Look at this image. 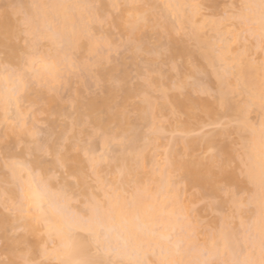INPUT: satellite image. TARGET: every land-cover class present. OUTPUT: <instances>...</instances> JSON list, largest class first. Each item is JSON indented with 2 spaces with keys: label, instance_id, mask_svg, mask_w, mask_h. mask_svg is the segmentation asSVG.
I'll return each instance as SVG.
<instances>
[{
  "label": "bare ground",
  "instance_id": "obj_1",
  "mask_svg": "<svg viewBox=\"0 0 264 264\" xmlns=\"http://www.w3.org/2000/svg\"><path fill=\"white\" fill-rule=\"evenodd\" d=\"M45 1L0 0V5H2V7L0 6V61H2V65H5L4 67H8H6L7 70H2L0 73L4 72L3 74L6 75L7 73L8 75L10 74L9 72H12V70L10 71V68L13 69L26 60V55L22 56V54L27 50L21 46L18 41L19 30L17 28L20 17H17V12L25 13L29 16L37 18L39 24L37 36H39L40 40L43 38L46 39L48 42L47 45L50 49L54 47L57 48L53 50V52L55 51L54 53L51 51L53 56H51L52 60L50 62H47V58H42L43 62H46L48 65L54 67H45L42 62V65L40 64V68H37L38 70L36 69L34 71L32 70L33 67L29 60L30 58H27L29 60L28 62L26 60L28 66L24 69L27 71L30 66L28 70L32 71L28 72L29 76L27 74L25 75L29 77L28 79H30V76H34L36 78L34 79L37 80V88L35 86L34 88L31 87L30 85L33 86L34 84L28 82L26 77L23 78V80L20 79L22 77L19 76L21 72L18 73L19 75L16 79L13 78V75V79L9 78L11 74L14 73L13 72L10 76L3 75L5 80H3L4 77L2 76V80L0 81V85L3 81L2 86H0V88L2 87L0 90L3 89V92H0V123L3 120L5 123L7 116L11 118V116H9V114L11 115L10 111L13 112L14 110H16V112L14 111V119L16 117L18 120V124L16 121L13 122V124H17L14 127H10L13 126V124L9 126L5 123L8 126L6 128V125L3 123L5 131L3 129V132L0 133V154L4 153V155H8V157L5 155L6 158L11 156L12 158L16 157L19 159L17 161L14 159L12 161L11 159L12 163H6L4 168L7 173L4 174V172L0 175V240L3 247L2 252L4 253L7 261L5 264H33V261H35L38 256L49 255L57 261V264H60L61 260L95 261L96 264H111L112 262L110 263L108 259H111V261L114 262L125 259L124 262H127L128 254H131L139 246H142L140 255L146 263L149 260H147L146 255V251L150 250L149 248H151V253L148 254L152 255V257L155 256V252L158 251L157 253L159 255L156 254L155 256L156 258L158 256V258L156 259L153 257L157 260L156 264H160V261L163 259L176 261L177 264H181V262L182 264H190V262L196 260L202 261V258H200L199 255L200 249L199 247H195L196 240L190 238V235L187 236V232L191 230H194V233L198 232L197 230H199V228L196 229V226H198L199 223L196 224V226L193 225V223L191 229L189 228L190 226L186 227L188 224L185 225L180 223L181 221L178 222L179 219L177 220L176 217V215H183L184 212H186L185 206L184 208H174L172 205L169 211L165 209L168 211V214H166V211L163 210V206H165V199L159 200L158 202L157 198L155 199V196H157L158 193L162 198L163 196H169V193H166L167 189H164V178L162 180L161 177L166 175L168 171L169 173L167 174H169L170 177L172 176L170 172H174L175 175L178 172L176 178L179 175L177 179L179 182H183L185 186L183 189H188V191L192 190L191 192L194 191V193L190 192L187 197L190 202H186L187 200L185 201V204L188 203L186 204L187 211L194 209L197 215H199L198 212H208V210L209 212L212 210L210 213L214 212V210L219 212V207L220 209H223L230 206V209L233 208L234 211L237 210L235 211L237 212L235 213L236 215L238 214L241 216L240 210L242 208V213L245 209H247V212L250 209L246 207L248 204L251 206L253 205L251 207L253 210L251 212L250 209V216H247L246 219H248V217L255 218L258 215L259 203L261 200L258 180L254 185L245 182L241 186L244 190L241 194L239 193L240 196H242L245 190L249 191L251 188L254 190H250V196L252 195L253 197L251 196V200L248 199L250 196L247 197L246 200L249 201L245 204V208L240 207L239 209L237 206V208L235 206L232 207V204L228 199L229 197L220 191L212 176V165L214 160L224 154H230L238 159L239 154H235L234 143L230 139V133H234L238 137L242 136V140L239 138L242 141V143L240 142L242 147L241 152L249 140L255 139L257 142L259 141V125H256L257 128H255V136L253 137L251 130L245 131L242 127H240V122L247 119V116L249 117L248 114L253 112H261L262 116H260V119H264V111H262L260 107V97L261 94L264 93V67L261 66L264 64V59L262 60V64H254L249 60L243 61V58H240L241 54H238L235 58L231 56L233 59L229 57L232 61H229V58H227L229 62H226L225 57L230 56L228 53L232 50H230V45L234 42L236 37L233 38L232 42L230 41V44L229 42H225L227 41L225 38H222L221 40H225L224 42L227 43V45L223 48V50H221L217 45L218 47L215 48V52H218L219 54L217 53L218 55H215L213 50H215L214 47H216V44L214 42L216 41L211 42L206 40V38H201L200 32L197 36L194 34L195 36L192 38V34H189L193 33L195 30H197L198 33L199 27L191 30L193 25L191 23V18H183V13L180 18H183L184 20L181 21V19H178L180 20V27L183 26V21L184 25L186 23L189 24V21H191L190 24L192 25H185L188 30L190 29V33L186 34L184 32L183 37H185V39L180 38L182 37V33H179L181 34L180 37L178 36V33H176L177 30H181L177 29L179 27V24L176 26L177 22L175 25L170 24L167 26V21L163 24L162 21L164 20H161L162 18L160 19L159 16L156 17V14H154V12L158 13L159 11L161 15L166 16L164 12L162 13L161 11L160 6L162 4L169 8L166 9V11H173V8L175 9L179 7L178 4L174 3V0H129L131 4L137 3L138 5L132 6L128 3L131 5L128 6L129 8L121 10V12L117 15L114 13L115 15L113 16H111V11L113 10V7L117 6L118 0H49V3H44ZM158 1H160L159 3L161 4L159 6H157ZM205 1H203V3H205ZM253 1L254 2L251 4V1L250 4L255 7L250 9L249 12L244 13L242 17L245 21H250L252 24L254 23L252 27L253 32L254 34L256 33V37L258 36L257 39L259 41V5L261 4V0ZM207 2L213 3V0H208L206 3ZM209 3L207 4L212 5ZM179 4H182L181 1ZM155 5L159 7L160 10L158 9V11H155V9L157 10ZM171 5L173 7H171ZM178 9L179 8H177L174 12L176 13ZM193 11L194 10H190V16L196 15L194 14L196 12ZM178 13L180 14V12H177V14ZM167 17L168 16L165 18L167 19ZM138 20L140 21L139 26L135 28L133 34V28L130 27V25H136ZM143 20H147V24H144L142 22ZM185 20H187V22ZM104 21L106 25H108L106 26L107 28H113L116 33L123 38L122 49H124V51L122 50V53H124L122 57L119 55V58L121 59H118L119 61L114 64H108L110 60L108 56L102 52V48H106L110 43V37L107 34V31L109 32V28L106 30L107 35L102 37V40H100V37L98 38V36H96L98 39L95 37L96 33L99 34L98 32L102 30L99 29L101 28V23ZM175 26L177 27L176 29H174ZM190 26L191 28H189ZM95 31L96 33H94ZM130 36L132 37L131 40ZM191 39H194V46ZM190 41L192 43L191 45ZM208 41L214 43L213 47ZM237 41L238 39H236V42ZM38 45H36V47H38ZM56 45L61 47L58 48ZM219 50L221 52H219ZM51 52L46 53L50 55ZM231 54L233 55L235 53L231 52ZM87 55L94 56L93 68L83 61L84 56ZM21 59L23 61H21ZM234 60L236 61L235 64ZM224 61L228 65L231 62L233 66H231V64L230 66L227 64V66L224 65ZM217 63L220 65L223 64V66L218 67ZM163 64L168 66L165 67V69L168 68L165 73L161 71V66ZM2 65L0 64V70ZM59 66H64L67 73L70 75H72L71 73L73 70L80 68L82 71L81 73L85 72L86 75L89 76V78H87L92 80L94 85L96 84L99 86V92L94 94H84V88L86 89L87 87L86 83L82 81V76L80 77L77 75L78 79L79 77L81 78V80L79 79V83L81 81L82 82L80 84L78 83L76 87L74 86L75 89L73 90L72 85L70 86L72 80L71 78V80L69 78H65L66 80L64 79L62 81L60 87L62 88L63 86L64 90H67L68 88L70 93L67 100L62 99L60 94L61 88L58 89L60 82L58 81L60 78L59 74H62V72H59ZM143 66L146 69L145 73H141ZM130 67L134 68V71L137 72L136 74H144L145 83H139L141 80L137 81L138 83L135 82L138 78L132 82L134 85L129 83L130 81L128 80L131 78L129 76L130 70L128 69ZM216 67L219 69L221 68L222 70L220 69V71L219 69H216ZM57 69L58 72L56 71ZM50 72H55L56 78H51L49 76ZM40 77H44L46 81L43 87H41ZM24 79H27V82L24 81ZM210 80H212V82H210ZM189 81H196L208 91L211 90L210 87H212V84L214 85L215 81V97L210 95L214 99H210L211 97H209V95H201L198 89L189 85ZM4 82H8V85L6 83V85H4V87L7 86L6 90H4L3 87ZM208 82H210L211 85ZM73 84H75L74 81ZM83 84H85V86H83ZM181 84L185 85L183 91L179 90V86ZM50 89H54V91ZM157 89L161 90L162 99L153 103L149 97L152 92ZM213 90L214 89H212V91ZM21 101H23V104L30 105L32 108L35 107L36 110L34 109V113H32L33 115L35 114L36 116L37 112L39 115L45 116L44 122L46 120L45 123H47L48 126L46 125V136L44 138L40 137L43 138V140L40 141V139L36 140L34 138L35 134L38 132L35 131L37 129L34 128V132L30 130V128H33L31 126L34 124V121H32V123L31 120H29L31 123L27 122V124H31V126L28 125L26 128L24 127L25 123H21L20 118L22 119V117H24V115L21 116L20 113L23 105ZM11 106L15 109L13 110L12 108V110H10ZM251 109H253V111ZM24 111L25 109L23 108L22 114H25ZM157 114H166V116H168L167 120L170 118L172 122L169 124H173L175 131H178V133L180 132L181 134L183 133L185 138L188 134L195 132L194 130H197V127H203L204 122L211 123V125H217L221 120H224L221 119L223 117L226 118V121H229L227 118H234L233 120L231 119L234 121L231 123L236 125L233 124L235 127L232 126L230 120L229 122H224L227 123V130L225 127V129L222 128L223 130L215 133L212 132L203 136L201 135V138H196L194 136L195 139L193 136V138L190 136L186 139H182V137H184L182 136L178 139L181 141V144L177 142L178 140H175L174 143L177 146L180 144V146H178L179 148L176 147L175 144L174 148V145L172 148L170 147L171 150H169L170 152L167 155V163L166 161L164 162V164H167L168 167L163 166L164 169L162 167L161 169L156 170L157 172L155 171L156 174L153 178L155 179V176L157 177L161 174H159L160 170L161 172H164V170L168 171H165L166 173L164 172V174L162 173L163 175L161 174L159 178H156L158 185L155 183L156 181H154V179L151 180L152 177L151 179H148L151 180L150 183L153 181L152 183L155 184V187L157 185L156 194L154 192V186L153 192L149 190L151 188L141 186L142 181L139 177L140 174L143 176L145 166H143V168L142 166L140 167L136 164L139 161L142 162V159L144 162L146 157H149L148 159L150 160V154L147 152L145 153V149H148L149 147L145 148V144L144 146L139 145H143L141 140H144L145 138L147 139L148 137H151L152 139V136L148 135L149 133L147 134L146 132L148 137L143 133L144 130L146 131L145 128H147L146 122L153 120ZM35 116H32V118ZM36 118L38 117H35L34 120ZM11 119L13 120V118ZM144 122L146 126L144 128L143 126L145 124H143L142 127L144 129H142L141 124ZM228 124L232 126V129H229L231 127H228ZM206 125L208 124H205L204 126ZM88 127H92L95 130L93 134L91 133L94 135L93 137H95V139H92V143L94 144L93 141L97 140L96 142L103 147L102 149H104L106 157L109 155V153L107 154L106 152H109L111 149L109 147L112 141H117L116 144H118V146L121 145L119 146L120 150L118 148L116 149L119 154L117 155V151L112 149L116 156L113 155L111 160L108 156L110 161L107 160L105 155H103V158L101 159L99 157L101 154L98 155L99 158L97 159L92 158L94 157V150H92V146L85 147V144L82 145L83 143L79 140L80 135ZM140 128L142 129V132L138 133V131H141L139 130ZM148 129L149 131H154V126L148 125ZM153 131L151 132L152 134L156 131V129L154 132ZM163 131L165 132V130ZM44 132L46 133V131ZM67 133H70V136H68ZM138 134H140V136L143 135L144 137L142 138L144 139L137 137L139 136ZM156 136L158 135L156 134ZM63 139H66L68 142L64 144L62 148V144L60 146V142ZM136 140H138L139 143L140 141L142 143L138 145V143L136 144ZM148 140H150V138H148ZM118 142H121V144ZM154 142L155 141L151 144L150 140V143L148 144L154 146ZM20 144L22 145L20 146ZM11 146L13 147L11 148ZM14 146H19L21 148L19 149V152H16L18 151L16 150V147V151H13ZM136 146H139V148ZM157 146L158 145L155 147ZM137 149H139L138 152H140L139 157L137 156ZM143 149L145 151H143ZM81 151H83V153L87 152L90 154L89 156L86 153V155L89 156L87 161L82 158L83 155L81 156ZM112 151L111 153L113 154L114 152ZM135 151L136 153H134ZM200 151L204 153L212 152V154L205 156V154ZM147 154L148 156H146ZM48 155L51 159L49 162H45V156ZM135 155L137 157L136 161L134 157ZM14 161L17 163H14ZM94 161L95 165L93 163ZM18 165H23V167ZM59 170H64L67 175L72 178V181L62 179L60 182V184L63 183L60 185L62 187L57 189L55 188V186H57V181L55 180L56 178L53 176V173ZM88 170L99 178L98 184H100V188L102 186V188H104L106 185L107 179L105 180V174L108 173L109 176H111V179L109 177L110 180L108 184L112 189V196L110 195L112 199L109 197L113 204V211L111 215H107L104 210H101L98 217L93 213V207L98 201L96 200L94 202L96 196L92 199L93 192L90 191L91 189L88 188V185L86 184V173ZM170 177L167 176L168 181L165 182L166 184H170ZM134 179L140 182V184L138 183L140 186H136L137 188L135 192L138 193L134 205L136 209H139L140 218L135 222H131L134 215L133 209L128 207L123 196L120 197L119 203H117L113 189L118 184L120 185L122 191H129L128 189L131 188L130 186H133V183L134 185L136 184ZM248 188L250 189L247 190ZM179 191L180 190H178V192ZM171 192L174 194V189ZM171 192L170 194H172ZM146 194H149L150 199H152L150 200ZM173 194L169 199L173 198V203L175 201V203H177V200L174 199L177 196ZM77 197H84L87 199L86 201L90 203L89 207L79 209L72 205L73 203L71 204V200H74L72 198ZM9 198H13V200L18 198L20 201L19 206L17 207V215L14 218H10V216L3 212V208L5 207L4 205H6V201H8ZM146 198L148 199L146 200ZM169 199H167V201ZM246 200H242V203H246ZM180 202L178 203L179 205ZM200 203V209H195L197 205L192 207L195 204ZM149 206H153L154 211L145 215L144 210ZM29 209L31 214H25V211ZM162 211H165L163 215H166L165 217L161 215L160 218V215L158 216V214ZM230 212H232V210ZM232 214L233 212L226 214V218L222 217L224 221L220 218L215 221H219V224L222 221V225L220 224L221 227L218 228L221 229L220 232L217 229L218 234L214 233V230L211 231L214 234L207 232V234L209 233V238L207 235V240L205 239V241H209L207 243L204 241L203 246L205 250L208 251L206 253L207 256L209 255L210 259L217 258L218 260H216L219 261L221 257L223 258L225 253L230 255L232 258H234V255H237L239 258H243L242 255H240V249L245 246L243 243L246 241V236L244 240H240L242 243L240 244L239 242V247H237L238 240L235 235L237 234L236 232L238 228L236 232H233L235 230L232 229V231L227 225L229 224L228 220L232 219L230 216ZM245 214L247 215V213ZM125 219L129 220L131 223L126 225L124 223ZM225 219L227 221H225ZM241 221H244V219L242 218ZM156 223H161V226H159L160 228L156 225ZM239 223L241 225V222ZM155 225L157 226L155 227L157 229L153 228ZM225 226H227L226 228L228 230H226ZM20 227L23 231L19 234H15V230ZM180 227H183L186 230V234H178V236H176V238H178H175L174 243L172 240V245H168V241L166 240H169L172 232L181 229ZM239 227L241 228V226ZM41 230H43L45 234L43 238L40 237ZM129 231L135 234V239L132 244L129 245L126 254L124 241L128 238ZM82 232L83 234L84 232L85 234L87 233V235H83ZM68 233L74 234V247L70 254H67V250L64 247V237ZM48 240H51L55 244V248L50 254L45 253L43 247H41V244ZM181 243L184 244L183 247H180L179 244ZM145 245L146 249L148 247L147 250L144 248ZM94 247H97V249L101 248V252L99 250L97 255H93L91 252ZM112 248L116 251L111 250ZM110 250L111 252L114 251V253H110ZM178 251L179 253H175ZM176 254H179L180 257L176 256ZM110 255H112V258H110ZM227 256L224 261L231 259H229V257L227 259ZM154 259L152 260L154 261ZM204 260H207V257ZM230 262L231 260L229 263ZM150 263L151 262H149V264Z\"/></svg>",
  "mask_w": 264,
  "mask_h": 264
},
{
  "label": "rangeland",
  "instance_id": "obj_2",
  "mask_svg": "<svg viewBox=\"0 0 264 264\" xmlns=\"http://www.w3.org/2000/svg\"><path fill=\"white\" fill-rule=\"evenodd\" d=\"M43 1H45V0H43ZM49 0H46L44 3H49L48 2ZM181 1V3L182 4H179V2ZM174 0V3H176V4H178L179 5V7H177V8H179L178 10H177V12H180V14L178 13L177 14V12L175 13L174 11L177 9V8H173V11L171 10H167L166 11V9H169L168 7H166L164 4H160L159 2L160 1H158V5L157 6H159V5H161L160 6V8H161V11H162V13L164 12V14L166 15V16H168L167 17V19L165 18L166 16H163V15H161V13L158 11V9L160 10V8L159 7H157L156 5V7H157V10L155 9V11H158V13H156V12H154V14H156V17L157 16H159V18L161 19V20H164V21H162L163 22V24H164V22L165 21H167V26H169L170 24L172 25V24H176V22H177V24H176V26H178V24H179V27L177 28L176 26H175V28L174 29H181V30H177V32L176 33H178V36L180 37V35L181 34H179V33H182V37H180V38H184L185 39V37H183V35H184V32L186 33V34H189L190 32V29L188 30V28L185 26L186 24L189 26V24H190V22L193 24H190V25H192V29L191 30H193V29H197L196 27H199L198 28V33H197V30H195L193 33H190L189 35H191L192 34V38L196 35H198L199 34V32H200V35H201V38H206V40H209V41H211V42H214V41H216V42H214L216 45V47H214V49L215 48H217L218 46H219V48L221 49V50H223V48L227 45V43H225V42H229V44H230V41L232 42L233 41V38H235L236 37V39H238V41L236 42V39H234V42L230 45V52H228L229 54H230V56H227V57H225V61L226 62H229L230 60L232 61V57L231 56H233L234 58H235V56H237L238 54L240 55L241 54V56H240V58H243L242 60L243 61H250V62H253L254 64L256 63V64H262V60L264 59L263 57H264V50H261V45H260V41H258V36L256 37V33L254 34V32H253V24L250 22V21H245V19H243V17H242V15L244 14V13H247V12H249V9H242L241 7H240V5H244V4H250V2H251V4L254 2L253 0H213V3H209V2H207V3H209V4H212V5H208L207 3H206V1H208V0ZM202 1V2H201ZM203 1H205V3H203ZM211 1V0H210ZM118 2V4H117V6H115V7H113L111 10V16H113V15H117V14H119L120 12H121V10H123V9H125V8H129L128 6L131 4L130 2H129V0H118L117 1ZM248 2V3H247ZM128 3H130V4H128ZM136 3V2H135ZM161 3H162V1H161ZM185 3V4H184ZM132 6L133 5H138L137 3L136 4H134V3H132L131 4ZM130 5V6H131ZM175 5V4H174ZM1 7H2V5H0ZM47 7V6H46ZM171 7H173L172 5H171ZM182 7V8H181ZM154 9H153V11H154ZM164 9V10H163ZM171 9V8H170ZM182 9V10H181ZM185 10V11H184ZM190 10H194L193 12H196V13H194V14H196L195 16H190V14H191V12H190ZM174 13V14H172V13ZM115 13V14H114ZM184 15H183V14ZM181 14H182V16H183V18H191V21H189V24L188 23H186L185 25H184V21H183V26H181V27H183V28H181L180 27V20H178V19H181V21L182 20H184L183 18H180V17H182L181 16ZM186 14V15H185ZM178 15H180V16H178ZM188 15V16H187ZM193 15V14H192ZM22 19H23V17H20L19 18V21H18V32H19V36H18V41H19V43H20V45L21 46H23L24 47V40H23V38H22ZM188 20H190V19H188ZM186 22H187V20H185ZM105 23V21L103 22V23H101L102 25H100V29L99 30H101V31H99L98 33L99 34H97L96 33V31L94 32V33H96V35H95V37L96 36H98V38L100 39V40H102L103 38L102 37H104V36H106L107 34L109 35V37H110V43H109V45L106 47V48H102V52L104 53V54H106L107 56H108V58H109V63L108 64H114V63H117L119 60L118 59H121V58H119V55H121V57H122V55H123V53H122V50L124 51V49H122V43H123V38L122 37H120V35L118 34V33H116V31L113 29V28H111V27H108L109 28V32L107 31V34H106V30L108 29L106 26H108V25H106V23ZM169 23V24H168ZM98 25V26H99ZM193 26H194V28H193ZM165 27H166V24H165ZM164 27V28H165ZM172 27V26H171ZM189 28H191V26L189 27ZM218 30V31H217ZM111 31V32H110ZM187 31H188V33H187ZM217 31V32H216ZM219 31H220V33H219ZM104 33V34H103ZM100 34H102V35H100ZM185 34V35H186ZM195 34V35H194ZM235 35V36H234ZM38 37V39L40 40V38H39V36H37ZM188 37V36H187ZM190 37V38H191ZM97 38V37H96ZM97 38V39H98ZM189 38V37H188ZM201 38H200V40H201ZM222 38H225L227 41H225V40H221ZM37 39V42H36V45H38V47H37V60L38 61H42L43 59L42 58H44V59H46L47 60V62H50L51 60H52V58H51V56H53L52 54L55 52H53V50H55V49H57V48H49V46L47 45V41H46V39H42V40H38ZM198 39H199V37H198ZM187 40V39H186ZM192 40V42H193V46H194V44H195V42L193 41L194 39H191ZM208 41V42H209ZM225 41V42H224ZM39 42V43H38ZM205 42H207V41H205ZM211 42H209L210 44H212V47H213V45H214V43H211ZM38 43V44H37ZM120 43V44H119ZM220 43V44H219ZM192 43H191V41H190V45H191ZM218 45V46H217ZM57 47H58V45H56ZM229 46V45H228ZM61 47V46H60ZM60 47H58V48H60ZM118 47V48H117ZM165 47V46H164ZM25 48V47H24ZM218 48V49H219ZM27 50V49H26ZM212 50H213V48H212ZM28 51V50H27ZM27 51H24V55L22 54V56H25V59L27 60V62L30 60V62L32 63V67H33V69L32 70H36L37 68L39 69L40 68V66L42 65V62H33V59H31L30 57H28V55L25 53V52H27ZM44 51V52H43ZM53 53H52V52ZM111 51V52H110ZM114 52V54H113V52ZM214 52L216 51V49L215 50H213ZM43 52V53H42ZM46 52H48V53H50L51 52V54L49 55L48 53H46ZM108 52H109V54H108ZM219 52H221L220 50H219ZM231 52L233 53H235V54H231ZM46 53V54H45ZM218 53V52H217ZM216 52L214 53L215 55L217 54ZM243 53V54H242ZM245 53V54H244ZM43 54V55H42ZM45 54V55H44ZM219 54V53H218ZM217 54V55H218ZM46 55H48V56H46ZM113 55V56H112ZM229 57H231L232 59H230ZM29 60H28V59ZM111 58V59H110ZM117 58V59H116ZM227 58H229L228 60H227ZM238 58H239V56H238ZM22 59H23V57H22ZM21 59V61H23ZM94 56L93 55H87V56H84V59H83V61H85V63L86 64H88L91 68H93V62H94ZM116 59V60H115ZM237 59V58H236ZM235 59V60H236ZM26 60H24L20 65H22V66H17V67H14L13 69H11L10 67V71L12 70V72H9L10 74L11 73H13V74H11V76H10V74H8L7 75V73H6V75L7 76H10L9 78H11V79H13V78H18L17 76L19 75L18 73H20L21 72V74L19 75V76H22L20 79H22L23 80V78H29L28 76H29V73L28 72H31V71H29L28 69H29V67H28V69H27V71H26V69H24L25 67L27 68V62H26ZM234 60V64H235V61ZM86 61H88V62H86ZM225 61H224V63H225ZM264 61V60H263ZM2 61H0V64L2 65V63H1ZM223 63V62H222ZM26 64V65H25ZM41 64V65H40ZM218 65V67L220 66H223V64L222 65H220L219 63H217ZM227 63H225L224 65H226ZM230 64H231V62L229 63V65L228 66H230ZM226 65V66H227ZM5 65H2V67H1V70L0 71H5V70H7V68L6 67H4ZM167 66V65H166ZM164 64L161 66V71L163 72V73H165L167 70H168V68H166L165 69V67H166ZM231 66H233L232 64H231ZM4 67V68H3ZM168 67V66H167ZM218 67H216V69H219ZM225 67V66H224ZM223 67V68H224ZM3 68V69H2ZM16 68V69H15ZM131 68V67H130ZM128 69V70H130V72H129V76H130V80H128V81H130L129 83H131L132 85H134V83H132V82H134L135 81V79L136 78H138V79H136V81L135 82H137V81H140L139 83H141V82H143V83H145V77H144V74H136L137 72L136 71H134V68H131V69ZM22 69V70H21ZM24 69V70H23ZM31 69V68H30ZM37 69V70H38ZM62 69V70H61ZM221 69V68H220ZM219 69V70H220ZM64 70V71H63ZM222 70V69H221ZM220 70V71H221ZM25 71H26V73H25ZM66 71V69H65V67L64 66H59V72H62V74L60 73L59 75H60V78H59V80L58 81H60L59 82V87H58V89H60L61 87H60V85L62 84V81L66 78H71L70 80H71V83H70V86L72 85V90L73 89H75L74 88V86L76 87L77 85H78V83H79V79L81 80V78H82V81L83 82H85L86 83V89L84 88V90H85V93L84 94H94V93H98L99 92V86H97L96 84L94 85L92 82V80H89L88 78H89V76L88 75H86V73L85 72H83V73H81L82 71H81V69L80 68H77L76 70H73V72L71 73L72 75H70V74H68L67 73V71ZM75 71V72H74ZM7 72V71H6ZM23 72V73H22ZM146 72V69L144 68V66H143V68H142V71H141V73H145ZM4 72H1L0 73V78L3 76V75H5V74H3ZM78 73V74H77ZM131 73V74H130ZM133 73V74H132ZM25 74H27L28 76H26ZM32 74V73H31ZM30 74V75H31ZM68 74V75H67ZM85 74V75H84ZM5 75V76H6ZM12 75H13V78H12ZM25 75V76H24ZM32 75H34V74H32ZM69 76V77H66V76ZM77 75H79L80 77H79V79L77 78L78 76ZM137 77H136V76ZM139 75V76H138ZM15 76V77H14ZM24 76V77H23ZM4 77V76H3ZM75 77V78H74ZM85 77V78H84ZM88 77V78H87ZM139 77H140V79H139ZM32 78V79H31ZM35 77L34 76H30V79H28V82H30L31 84H34L33 86L32 85H30L31 87H33L34 88V86L36 87H38V85L36 84V81L37 80H35L34 79ZM19 79V80H20ZM27 79H24V81H26L27 82ZM65 79V80H66ZM75 79V80H74ZM2 80V78L0 79V81ZM3 80H5V77L3 78ZM29 80H31V81H29ZM16 81H18V80H16ZM35 81V82H34ZM73 81H74V83L75 84H73ZM78 81V82H77ZM81 81V82H82ZM127 81V82H128ZM15 82V81H14ZM80 82V83H81ZM210 82H212V80H210ZM210 82H208L210 85H211V83ZM2 83H3V81L1 82V85L0 86H2ZM6 82H4V84H3V87H4V85H6L5 84ZM79 83V84H80ZM138 83V82H137ZM137 83H135V84H137ZM130 84V85H131ZM8 85V84H7ZM209 85V86H210ZM216 83H215V81H214V85L212 84V87H210L211 88V90H210V92L212 91V89H214L211 93H213V95L212 96H214L215 95V93H214V91L216 90L215 88H216ZM83 86H85V84H83ZM214 86H215V88H214ZM6 87L7 86H5L4 87V90H6ZM36 87V88H37ZM2 88V87H1ZM0 88V89H1ZM62 88H63V86H62ZM61 88V98L62 99H65V100H67V98L69 97V91H68V88H67V90H64V88L62 89ZM3 90V89H2ZM2 90H0V92H3ZM69 90H71V89H69ZM71 90V91H72ZM60 91V90H59ZM63 92V93H62ZM65 92V93H64ZM67 92V93H66ZM216 92V91H215ZM59 94V95H60ZM63 95V96H62ZM65 95V96H64ZM67 96V97H66ZM64 97V98H63ZM209 97H211L210 95H209ZM215 97V96H214ZM60 98V99H61ZM150 98V100H151V102H158V101H160L161 99H162V92H161V90H155L154 92H152V94H151V96L149 97ZM210 99H214L213 97H211ZM237 100V99H236ZM238 100H239V98H238ZM64 101V100H63ZM22 102V104H23V101H21ZM24 103H27V102H24ZM20 106V105H19ZM28 106H30V105H27V104H23L22 105V109H21V116H23L24 115V117H22V119L20 118V121H21V123L22 124H24L25 123V128L26 127H28V125L29 126H31V124H27V122H30L29 120H31V122L32 121H34V124H32V126L31 127H33V128H30V130L32 131V132H34V130L35 129H37V130H35V131H38L36 134H35V136H34V138L36 139V140H39L40 139V141L41 140H43V138L46 136V134H47V128H46V125H47V123H45L46 122V120H45V122H44V117L45 116H43V115H39V113H37L36 111V116H35V114L33 115L32 113H34V109H35V107L34 108H32L31 106L30 107H28ZM12 108H13V106H11L10 107V110H12ZM23 108L25 109V111H24V113L25 114H22V111H23ZM29 108H31V109H29V111H28V109ZM15 108H13V110H14ZM254 109V108H253ZM253 109H251L252 111H253ZM20 110V109H19ZM36 110V109H35ZM15 112H16V110H14ZM12 112V111H10V113H11V115L9 114V116H11V118H13V120L11 119V118H9L8 116H7V120H6V124H8L9 126L10 125H12L13 124V122H15L16 121V123H17V119H16V117H15V119H14V116H15V112ZM259 111V110H258ZM251 112V111H250ZM259 113V114H258ZM14 114V115H13ZM39 115V116H38ZM249 115V117L247 116V119H250V121H251V123L253 124V125H259V123H260V121H261V119H260V116H262L261 115V112H253V113H249L248 114ZM32 116H35V117H38V118H36L35 120H34V118L35 117H33L32 118ZM170 116V115H169ZM6 118V117H5ZM25 120H24V119ZM167 118H168V116H166V114H157L154 118H153V120H151V121H149V122H146L147 123V128H145V126H146V124H145V122L144 123H140L141 124V128L142 129H146V131L144 130V135H146V132H147V134L150 136H152V139H153V137H154V139L152 140L151 139V137H148L147 135V137L148 138H150V140H151V144H153L152 142L153 141H155L154 142V146H152L151 144H148V143H150V140H148V138L146 139H144V138H142V137H144L142 134V136H140V134H138L139 136H137V137H141L142 139H144V140H141L140 141V143H142L143 145H139L140 143L138 142V140H136V144L138 143V145L139 146H144V144L146 145V146H144L145 148H148V149H143V151H145V153L147 152L148 154H150L149 156H150V160L148 159L149 157H144V155H143V157L145 158V161L143 162V159H142V162L141 161H139L138 162V160H137V166H145V170H146V172H145V170H144V173H143V176L140 174V177H139V179L142 181L141 182V186H144V187H149V188H151V189H149V190H151V192H153L154 190V192L156 193V189H157V185H158V183H157V181H156V178L158 177L159 178V176H161V174L163 173L164 174V172L165 171H168V170H164V172H161V170L159 171V174L160 175H158L157 177L155 176V179L153 178L154 177V175L156 174V170H158V169H161L163 166H167V164H164V162L168 159L167 158V155L169 154V150H171V148H172V146L175 144L174 142H175V140H178L179 138H181L182 136H184V137H182V139H186V138H188V137H190L191 136V138H193L194 136L196 137V138H201L203 135H206V134H208V133H212V132H217V131H220V130H223V129H225V127L227 126L226 124L227 123H224V122H229L232 118H227V120L229 119V121H226L225 119L226 118H221V119H224V120H221L217 125H211V123H208V122H204V124H203V127H201V128H198L197 127V130H194L195 132H192V134L190 133V134H188V136H186V138H185V135L182 133H178V131H175V129H174V127H173V124H169V123H172L171 122V120H170V118L167 120ZM234 119V118H233ZM232 119V120H233ZM230 121V123L231 122H234V121ZM30 122V123H31ZM236 122V121H235ZM2 123V124H1ZM1 123H0V133L1 132H3V129H4V131H5V126H4V120L3 121H1ZM4 123V124H3ZM16 123H14L13 124V126H10V127H14L15 125H17ZM33 123V122H32ZM36 123H37V125H36ZM154 123V124H153ZM221 123V124H220ZM229 123V124H230ZM5 124V125H6ZM143 124H145L144 126H143ZM153 124V125H152ZM205 124H208V125H206V126H204ZM210 124V125H209ZM228 124V125H229ZM232 124V126H234V125H236V124H234V123H231ZM234 124V125H233ZM148 125L149 126H154V131H155V129H156V131L154 132L153 130V132L155 133H151L152 131L150 130L149 131V129H148ZM157 125V126H156ZM48 126V125H47ZM144 128H143V127ZM159 126V127H158ZM232 126H228V127H231V128H229V129H232ZM8 126L6 125V128H7ZM37 127V128H36ZM140 127V126H139ZM138 127V128H139ZM156 127V128H155ZM235 127V126H234ZM35 128V129H34ZM139 129V130H141V131H138V133L139 132H142V129ZM223 128V129H222ZM257 128V127H256ZM153 129V128H152ZM165 130V132L163 131V130ZM29 130V129H28ZM161 130V131H160ZM226 130H227V127H226ZM44 131H46V133L44 132ZM94 129L92 128V127H88L87 129H85V131L80 135V139L79 140H81V142L83 143L82 145H84L85 144V147H88V146H92V150H94L93 151V156L94 157H92V158H101V156L99 155V154H103V155H105V157H106V154H105V151H104V149H102L103 147H101L100 145H99V143L98 142H96L97 140H95V141H93L94 142V144L92 143V139L94 138L95 139V137H93L94 135H92L93 133H94ZM40 132V133H39ZM45 133V135H44V133ZM159 132V133H158ZM233 132V131H232ZM92 133V134H91ZM43 134V135H42ZM68 134V136H70V133H67ZM66 134V135H67ZM156 134L158 135V136H156ZM39 135V136H38ZM153 135H155V136H153ZM160 135H161V137H160ZM202 135V136H201ZM230 135V139L233 141V143H234V149H235V154L237 155V153L239 154L240 152H241V145H240V142L242 143V136L241 137H238L236 134H234V133H230L229 134ZM193 136V137H192ZM201 136V137H200ZM40 137H43V138H40ZM67 137V136H66ZM159 139H158V138ZM195 137H194V139H195ZM155 138H157V139H155ZM241 140H240V139ZM114 139V138H113ZM116 139V138H115ZM120 139V138H119ZM119 139H117V140H119ZM90 140V141H89ZM140 140V139H139ZM148 140V141H147ZM115 141V140H114ZM121 141V140H120ZM145 141V142H144ZM183 141V140H182ZM68 141L66 140V139H63V140H61V142H60V146H61V144H62V148H63V146H64V144H66ZM91 142V143H90ZM147 142V143H146ZM178 143H180L181 144V141H177ZM112 143H113V145H112ZM117 143V141H115V142H111V145H110V147L109 148H111L110 150H109V152H106L107 154L109 153V157H110V160H111V158L113 157V155H115L116 156V154L118 155L119 153H118V150H116L117 148L119 149V146H121V145H119L118 146V144H116ZM119 143V142H118ZM92 144V145H91ZM119 144H121V142L119 143ZM158 145L157 147H155L156 145ZM169 144H170V146H169ZM180 144L178 145V146H180ZM22 144H20V146H21ZM99 145V146H98ZM152 146V147H150V146ZM176 145V144H175ZM175 145L173 146V148L175 147ZM109 146V145H108ZM139 146H136V147H138L139 148ZM177 145H176V147H178ZM13 146H11V148H12ZM15 147L16 146H14V152L16 151V150H18V151H16V152H19V149H21L19 146L18 147H16L17 149L15 150ZM167 147H169V148H167ZM171 147V148H170ZM107 148V147H106ZM121 148V147H120ZM141 148V147H140ZM179 148V147H178ZM112 149L113 150H115V151H117V153L115 154V152L114 151H112ZM136 149V148H135ZM134 149V150H135ZM105 150H107V149H105ZM120 150V149H119ZM133 150V151H134ZM138 150L139 149H137V152H138ZM168 150V151H167ZM111 151L112 152H114L113 154L111 153ZM132 151V152H133ZM101 152V153H100ZM120 152V151H119ZM131 152V153H132ZM200 152H202V151H200ZM81 153V156H82V158L85 160V161H87V159H88V157L90 156V154H88L87 152V154L89 155H86V153L84 152L83 153V151H81L80 152ZM134 153H136V151L134 152ZM139 153L140 152H138V157H139ZM144 153V154H145ZM202 153H204V152H202ZM201 153V154H202ZM14 154V153H13ZM148 154L146 155V156H148ZM198 154H199V152H198ZM205 154V156H207V155H209V154H212V152L210 153H204ZM6 155V154H5ZM4 155V153L2 154H0V175H2L5 171H6V169L4 168V165L6 164V163H12V161H13V159L14 160H19L18 158H16L15 156V158H12L11 156H9V158H6V156L8 157V155H6L5 156ZM17 155H18V153H17ZM97 155V156H96ZM98 155H99V157H98ZM132 155H133V153H132ZM136 155L134 156L135 157V161H136ZM92 156V155H91ZM106 157L107 158V160H109L108 158L109 157ZM201 156V155H200ZM203 156V155H202ZM11 157V158H10ZM238 157V156H237ZM153 158V159H152ZM239 158V157H238ZM11 159H12V161H11ZM50 159H51V157L48 155V156H45V162H49L50 161ZM91 159V158H90ZM100 160V159H99ZM109 160V161H110ZM147 160V161H146ZM151 160H152V162H151ZM149 161V162H148ZM15 162V161H14ZM141 162V163H140ZM166 163H167V161H166ZM139 164V165H138ZM143 164V165H142ZM148 164V165H147ZM168 167V166H167ZM144 168V167H143ZM163 169H164V167H163ZM167 169V168H166ZM141 170V169H140ZM156 171V172H155ZM163 171V170H162ZM7 172H5L4 174H6ZM141 173V172H140ZM166 173V172H165ZM167 173H169V171L167 172ZM166 173V175L168 176V177H170L169 176V174H167ZM105 174V173H104ZM108 174V173H107ZM107 174H105V180L107 179L108 180V182H107V180H106V185L104 186V188H102L103 186V183H105V182H103L102 183V189L99 187L100 186V184H98V182H99V178H97L95 175H94V173H92L90 170H88L87 171V173H86V184L88 185V188H90L89 190L90 191H92L93 192V197H92V199L93 198H95V196H96V198H95V200H94V202L97 200L98 202H102V201H104L105 199H106V197H110V195H111V186L110 185H108L109 184V180L111 179V176H109V174L107 175ZM158 174V173H157ZM162 174V175H163ZM170 174L172 175L170 178H169V181L171 180V182H170V184H166L165 182L166 181H168V179H167V176L166 175H163L161 178H162V180H163V178H164V180H163V182H164V184H165V187H164V189L166 188L167 189V191H166V193L168 192L169 193V196L168 197H166V196H163V198L162 197H160L159 196V193H158V195L157 196H155V199L157 198V201L159 202V200H162V199H165V206H163L164 207V209L163 210H170L171 209V207H172V205H173V207L174 208H177V207H183L184 208V206H185V211L187 212H184V214L183 215H176V217H177V220H178V222L179 221H181L180 223H183V224H188V225H186V227H189L190 229H191V226H192V224L193 225H195L196 226V224H198L199 223V225L198 226H196V229H198L199 228V230H197L198 232L197 233H194L195 231L193 230H191V231H189V232H187V236H189L190 238H193V239H195L196 240V248L197 247H199V251H200V258H202L201 260L203 261L206 257H207V259H210L209 258V255L207 256V253L206 252H208L207 250H205V248H204V246H203V243H204V241H205V239L207 240V235L209 234H207V232H210V233H212L211 231H213L214 230V233H217V229L219 228V227H221L220 226V224H221V222H220V224L218 223L219 221H217V222H215L216 220H218V218H220L221 220H223L222 219V217H224V218H226L225 216H226V214H229V213H232L233 212V214L232 215H230L231 217H232V219H229L228 220V223L229 224H227L229 227H230V229L232 230V229H234L235 231H233V232H236V230H237V228H238V230H237V234L235 235V237L237 238V240L240 242V240H244V238H245V233H244V231L243 230H241V228L239 227V226H241L240 225V223L239 222H241V220H242V218L244 219V222L247 224V222L250 220V219H253V218H249L248 217V219H246L247 218V216H250V209H251V207L253 206H251V205H248L247 204V202L249 201V200H251V198L253 197L252 195V197L250 196V194H251V189L250 188H248L247 190H249V191H244L243 192V194H242V198H243V200H246L247 199V197H249L248 199V201L246 200V203H243L244 205H243V207L245 208V204H247V208H250L249 210H248V212H249V214H248V212H247V209H245L244 210V212L242 213L241 212V210H243V208L240 210V213H241V216L240 215H236L235 213H237V212H235V211H237V210H235L234 211V209L232 208V209H230V206L228 207L227 205V207H225V208H223L222 206V208L223 209H220V207L218 208V211L219 212H217V211H215L214 210V212H212V213H210L209 212V210H208V212L206 211V212H198V214L199 215H197V213L195 212V210L193 209V210H191L190 208V205H189V209L191 210H188L187 211V206H186V204H188V203H186L185 204V201L186 202H190V201H188V196H189V193L192 191V190H190V191H188V189L187 190H184L183 188H185V186H184V184H183V182H179V180L177 179L178 178V176H177V178H176V175L178 174V172H177V174L175 175V173L174 172H170ZM139 175V174H138ZM53 176L56 178L55 180L57 181V183H56V185L57 186H55V188H57V189H59L60 187H62V186H60V185H62V184H60V182H61V180L62 179H66V180H68V181H72V178L70 177V176H68L67 175V173L64 171V170H59V171H57V172H54L53 173ZM104 176V175H103ZM166 177V179H165V177ZM175 176V177H174ZM109 177H110V179H109ZM142 177V178H141ZM151 177H152V179H151ZM102 178V177H101ZM98 179V180H97ZM102 179H104V178H102ZM136 179H137V177H136ZM143 179V180H142ZM148 179H151V180H153L154 179V181H156L155 183L157 184L156 185V187H155V184L154 183H150V181L151 180H148ZM135 180V179H134ZM139 180V181H140ZM178 180V181H177ZM134 182H136V184L134 185V183L132 184L133 186H130L131 188H129L128 190H129V192H135V190H136V188L137 187H139L140 185V182H138V180L136 181H134ZM139 183V184H138ZM172 183V184H171ZM175 183V184H174ZM150 184V185H149ZM154 184V185H153ZM137 185H139V186H137ZM149 185V186H148ZM110 186V187H109ZM137 186V187H136ZM155 187V189H154V187ZM112 188H113V186H112ZM128 188V187H127ZM104 189V190H103ZM143 189V188H142ZM148 189V188H147ZM147 189H146V191H147ZM154 189V190H153ZM163 189V190H164ZM174 189V194H173V192H171L172 190ZM105 190H106V192H105ZM144 190H145V188H144ZM149 190H148V192H149ZM178 190H180L179 192H178ZM253 190V189H252ZM105 193H104V192ZM142 191V190H141ZM254 191V190H253ZM162 192H165V191H162ZM170 192L173 194V195H176L177 197L176 198H174L175 200H177V203H173V198H171V199H169L171 196H172V194H170ZM242 192V191H241ZM241 192H240V194H241ZM109 193V194H108ZM138 193V192H137ZM147 193V192H146ZM150 193V192H149ZM165 193V194H166ZM191 193H194V191L193 192H191ZM94 194H96V195H94ZM108 194V195H107ZM114 194V193H113ZM157 194V193H156ZM161 194V193H160ZM179 195V197H178V195ZM239 194V195H240ZM107 195V196H106ZM115 195V194H114ZM147 195V194H146ZM151 195H153V194H151ZM162 195V194H161ZM168 195V194H167ZM112 196V195H111ZM148 196V198L150 199V195L148 194L147 195ZM222 196V195H221ZM225 196V195H224ZM228 197V196H227ZM111 198V197H110ZM148 198H146V200L148 199ZM177 198H179V199H177ZM225 198H226V196H225ZM16 199V200H15ZM14 200H13V198H9L8 199V201H6L7 203H6V205H4L5 207L3 208V212L5 213V214H7L8 216H10V218H14L16 215H17V207L19 206V200H18V198H15ZM72 199H74L73 201L71 200V204L72 205H74L76 208H79V209H85L86 207H89V204L90 203H88V201H86L87 199H85L84 197H77V198H72ZM112 199V198H111ZM152 199V198H151ZM150 199V200H151ZM167 199H169L168 201H167ZM229 200H230V203L232 204V207H234V205H233V203L231 202V199L230 198H228ZM228 199H226V200H228ZM179 200V201H178ZM190 200V199H189ZM228 200V201H229ZM182 203H181V202ZM180 202V205L178 204ZM205 202V201H204ZM243 202H245V201H243ZM206 203V202H205ZM205 203H202V204H205ZM229 203V202H228ZM229 203V204H230ZM87 204V205H86ZM176 204H178V205H175ZM183 204V205H182ZM190 204V203H189ZM228 204V205H229ZM251 204V203H250ZM164 205V204H163ZM193 205V204H192ZM197 205V206H196ZM196 206V208L195 209H200V207H201V203L200 204H195L194 206H192V207H195ZM236 207V206H235ZM237 208V207H236ZM230 209V210H229ZM239 209H240V207H239ZM165 210V211H166ZM217 210V209H216ZM232 210V212H230ZM252 210L253 209H251V212H252ZM165 211L163 212H161L160 214H158V216L161 218V215L163 216V217H165V215L166 214H168L167 212L168 211H166V214L165 215H163L164 213H165ZM197 211H200V210H197ZM202 211V210H201ZM221 211V212H220ZM239 211V210H238ZM245 213H247V215L245 214ZM25 214H27V215H30L31 214V212H30V209L29 210H27V211H25ZM187 214V215H186ZM220 215V216H219ZM224 215V216H223ZM242 215H246V216H242ZM229 216V217H230ZM238 216V217H237ZM230 217V218H231ZM234 217V218H233ZM228 218V217H227ZM198 220V221H196V220ZM231 220V221H230ZM195 221H196V223H195ZM224 221V220H223ZM225 221H227L226 219H225ZM231 223H230V222ZM161 224V223H160ZM160 224H157L156 223V225H158V227L159 226H161ZM226 224V223H225ZM154 226L153 228H155V227H157V226ZM222 225V224H221ZM227 226H225V228H226ZM160 228V227H159ZM162 228V227H161ZM176 228H179V227H176ZM175 228V229H176ZM181 229H178L177 231L175 230L174 232H172V234L170 235V237H169V240H166V241H168V245H172L171 243H172V240H173V243H174V241H175V238H176V236H178V234H181V233H183V235H184V233L186 234V230L183 228V227H180ZM188 228V229H189ZM222 228H224V227H222ZM236 228V229H235ZM155 229H157V228H155ZM154 229V230H155ZM160 230V229H159ZM159 230H156V231H159ZM216 230V231H215ZM220 230L221 229H218V231L220 232ZM226 230H228L227 228H226ZM23 231V229L20 227V228H18V229H16L15 230V234H19V233H21ZM170 231H172V230H170ZM170 231H169V233H170ZM214 233H212V234H214ZM82 234H83V232H82ZM211 234V235H212ZM218 234V233H217ZM83 235H87V233L85 234V232H84V234ZM45 236V234H44V231L43 230H41L40 231V237L41 238H43ZM180 236V235H179ZM174 237V238H173ZM234 237V238H235ZM178 238V237H177ZM176 238V239H177ZM208 238H209V235H208ZM236 238H235V240H236ZM246 239V238H245ZM195 240H194V242H195ZM236 240V241H237ZM209 241V240H208ZM207 241V242H208ZM206 241H205V243H207ZM244 242V241H243ZM242 242H240V244H241ZM182 244V245H181ZM181 244H179L180 245V247H183L184 246V244L183 243H181ZM243 244H245V242L243 243ZM179 245H178V247H179ZM94 246H97V245H94ZM203 246V247H202ZM41 247H43V249H44V251H45V253H47V254H50L52 251H53V249L55 248V244H54V242H52L51 240H48V241H46V242H44L43 244H41ZM100 247V246H99ZM177 247V246H176ZM179 247V248H180ZM2 243H1V240H0V264H5L7 261H6V257L4 256V253L2 252L3 250H2ZM144 248L146 249V245L144 246ZM179 248H178V250H179ZM204 248V249H203ZM241 248H243V247H241ZM147 249H148V247H147ZM146 249V250H147ZM150 250H151V248H149ZM177 249V248H176ZM203 249V250H202ZM99 250H100V252H101V248L100 249H97V247H94L93 248V251L91 252L93 255H97L98 253H99ZM111 250H114V248H112ZM111 250L109 251L110 253H114V251H116V250H114L113 252H111ZM150 250H147V251H149V252H147L146 251V255H147V263L146 264H149V262H151L150 264H154V262H155V264L157 263L156 261V259L158 258V256H157V258L155 257L156 256V254H158L157 252H155V256H153L154 258H156V259H154L153 257H152V255H150V254H148V253H151V251ZM202 250V251H201ZM154 251V250H153ZM240 251H241V249H240ZM96 252V253H95ZM110 253H108V254H110ZM154 253V252H153ZM175 253H179V251L178 252H175ZM175 253H174V256H175ZM159 255V254H158ZM228 254H224V256H223V258L221 257V259L219 260V261H217L216 259H211V260H216V262H217V264H223V262H224V260H226V256H227ZM109 256V255H108ZM176 256H179L180 257V255L178 254H176ZM228 257H229V259L230 260H232L233 258L230 256V255H228L227 256V259H228ZM110 258H112V255H110ZM151 258V259H150ZM214 258V257H213ZM152 259H154V261L152 260ZM177 259V258H176ZM109 261H110V263L111 264H113V262L114 261H111V259H108ZM112 260H114V259H112ZM117 260V259H116ZM125 260V259H124ZM151 260V261H150ZM179 260V259H178ZM177 260V261H178ZM230 260H227L228 262L230 261ZM116 262V261H115ZM40 263H47V264H57V261L52 257V256H38L37 258H36V260L35 261H33V264H40ZM126 264H127V262H125ZM230 264V263H229Z\"/></svg>",
  "mask_w": 264,
  "mask_h": 264
},
{
  "label": "snow or ice",
  "instance_id": "obj_3",
  "mask_svg": "<svg viewBox=\"0 0 264 264\" xmlns=\"http://www.w3.org/2000/svg\"><path fill=\"white\" fill-rule=\"evenodd\" d=\"M90 7V6H85ZM242 9H252L255 7L251 4L240 5ZM260 8V22H259V41L261 45V50H264V0H261ZM23 17L22 19V38L24 40V47L27 49V55L33 59V62H43L37 60V33L39 31V24L37 18L29 16L25 13L17 12V17ZM147 24V20L142 21ZM140 21L136 25H130L133 28V34L135 28L139 26ZM130 36V40H131ZM45 67H54L43 62ZM264 67V64L261 65ZM58 72V69L56 70ZM49 76L51 78H56L55 72H50ZM41 87L46 83L44 77H40ZM189 85L193 88L198 89L201 95H213L210 91L199 85L196 81H189ZM185 85L181 84L179 90L183 91ZM54 91V89H50ZM260 107L264 111V93L260 97ZM240 127L245 131L251 130L253 137L255 136L256 126L251 123L250 120L245 119L240 122ZM62 151V149H61ZM103 154H101V159ZM17 163V162H14ZM95 165V161L93 162ZM23 167V165H18ZM62 166V165H61ZM212 176L217 183L220 191L225 193L233 202L234 206L243 207V198L239 195L244 189L241 187L245 182L254 185L257 180L259 182V189L261 192V200L259 203L258 215L250 219L247 224L241 221V230L244 231L246 236L245 246L241 248L240 255L243 258H239L234 255L230 264H264V119L260 121L259 124V141L255 139L249 140L242 152L239 153V158L236 159L230 154H224L219 156L218 159L213 161L212 165ZM117 203H119L120 197L123 196L125 203L130 209H133L134 215L131 222L139 220V209L134 207L137 193L122 191L120 185H116L113 189ZM101 210H104L107 215H111L113 211L112 200L108 197L102 202H96L93 207V213L99 215ZM145 215L154 211L153 206H149L145 210ZM129 220L125 219L124 223L127 225L131 223ZM135 239V234L129 231L128 238L124 241V249L127 254L129 245L132 244ZM64 247L67 250V254H70L74 247V234L68 233L64 237ZM237 247H239V241H237ZM142 251V246L137 247L131 254H128L127 264H146V262L141 258L140 252ZM211 255V254H210ZM60 264H96L95 261H67L61 260ZM113 264H125L124 260H119L113 262ZM155 264V262H154ZM160 264H177L176 261H169L163 259ZM182 264V262H181ZM190 264H217L215 260H196L190 262ZM223 264H229L228 261H224Z\"/></svg>",
  "mask_w": 264,
  "mask_h": 264
}]
</instances>
